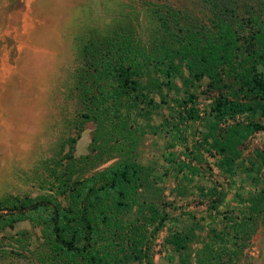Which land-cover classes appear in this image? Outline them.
<instances>
[{"label": "trees", "instance_id": "1", "mask_svg": "<svg viewBox=\"0 0 264 264\" xmlns=\"http://www.w3.org/2000/svg\"><path fill=\"white\" fill-rule=\"evenodd\" d=\"M126 1L136 10L129 13L135 18L116 28L89 29L79 46L73 77L84 111L73 122L74 136L61 144L60 152L65 145L68 150L61 169L52 170L54 191L0 200V229L24 219L40 225L49 264H120L122 256L152 264V235L170 219L151 199H140L139 191L155 180L146 165L122 160L71 177L75 167L91 158L71 154L83 122L99 123L103 116L104 125L130 134L137 117L149 118L161 103L191 102L188 88L207 79L220 92L210 105L215 123L202 140H209L220 164L230 170L243 141L264 129L256 119H264V0ZM229 84L237 85L231 97L221 91ZM187 114L196 116L191 106ZM237 114L246 118L235 120ZM226 119L231 122L219 131L216 122ZM169 125L177 129L175 123ZM260 161L264 166V158ZM259 181L263 185L247 198V206L221 215L223 224L211 226L200 247L190 250L195 238L186 225L168 228L165 243L180 255V264H233L264 214V178ZM151 192L158 195L154 188Z\"/></svg>", "mask_w": 264, "mask_h": 264}, {"label": "rangeland", "instance_id": "2", "mask_svg": "<svg viewBox=\"0 0 264 264\" xmlns=\"http://www.w3.org/2000/svg\"><path fill=\"white\" fill-rule=\"evenodd\" d=\"M127 4L126 0H0V200L54 191L52 170L61 169L59 163H64L68 150L65 145L60 152L61 144L74 136L73 122L84 111L73 77L79 46L89 29L116 28L133 19ZM177 85L181 86L179 80ZM236 87H221L222 94L231 97ZM188 89L194 96L191 102L158 104L149 118L137 117L130 134L104 125L103 116L99 123L83 122L71 152L74 159L91 156L70 172L72 178L122 160L151 168L155 180L139 191L140 199H151L158 211L163 209L170 216L152 235V264H180V255L165 243L170 226L182 230L186 225L193 231L190 250H194L206 240L211 226L223 224L221 215L246 207L247 198L263 185L259 178H264V166L260 167L264 129L243 141L239 156L227 170L209 140H202L215 123L210 105L220 90L207 79ZM190 106L196 114L193 118L187 114ZM245 118V114L235 116L238 121ZM256 119L264 124L263 118ZM229 122L217 121L216 127L221 131ZM172 161L183 164L182 169L171 167ZM189 167L197 171L190 172ZM254 225L246 247L236 258L233 255V264H264V214ZM45 253L40 225L24 219L0 229V264H49ZM120 264L140 263L122 256Z\"/></svg>", "mask_w": 264, "mask_h": 264}]
</instances>
